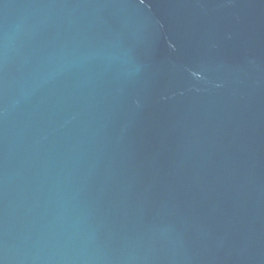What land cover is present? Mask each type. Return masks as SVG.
<instances>
[{"label": "water", "instance_id": "obj_1", "mask_svg": "<svg viewBox=\"0 0 264 264\" xmlns=\"http://www.w3.org/2000/svg\"><path fill=\"white\" fill-rule=\"evenodd\" d=\"M0 264H264V0H0Z\"/></svg>", "mask_w": 264, "mask_h": 264}]
</instances>
